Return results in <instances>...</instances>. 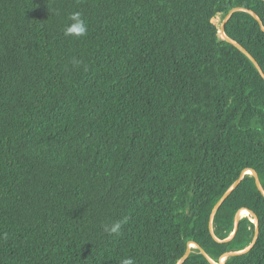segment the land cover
Masks as SVG:
<instances>
[{"label":"trees","instance_id":"obj_1","mask_svg":"<svg viewBox=\"0 0 264 264\" xmlns=\"http://www.w3.org/2000/svg\"><path fill=\"white\" fill-rule=\"evenodd\" d=\"M235 7L264 26L256 0H0V264L211 262L246 168L261 189L244 174L209 236L215 264H264V79L212 22ZM225 35L264 71L253 15Z\"/></svg>","mask_w":264,"mask_h":264},{"label":"water","instance_id":"obj_2","mask_svg":"<svg viewBox=\"0 0 264 264\" xmlns=\"http://www.w3.org/2000/svg\"><path fill=\"white\" fill-rule=\"evenodd\" d=\"M259 4H264L263 0H256ZM234 11H246L248 13H250L251 15L254 16V18L258 21V23L261 25L262 30H264V26H262V23L259 19V16L251 9L248 8H243V7H235L233 9H231L224 17H223V21H222V25L220 28V38L222 40H225L226 42L234 45L236 48H238L241 52H243L250 60L251 62L254 64V66L256 67V69L258 70V72L260 73V75L262 76V78L264 79V71L261 68V66L259 65V63L255 60V58L249 53L248 50H246L242 45L232 41L231 39H229L226 35H225V25L226 22L228 21L230 14ZM244 174H250L253 176L254 178V182L256 184V186L261 189V184H260V180L259 177L256 173V171L253 168H246L244 169L240 174H239V178L234 182V184L219 198V200L216 202L214 208L212 209V211L210 212L209 218H208V222H207V226H206V230L208 233V237L209 240L211 242V246L214 248V260L213 261H207L206 259H204V257H202L197 251H195L193 249V247L188 246L186 248V253L182 256V258H180V260L176 263V264H182L184 262V260L187 258V255L189 253H196L200 260L203 261V263L205 264H215L216 260H217V244L220 243L219 240L214 241L210 236H209V231H211V234L213 235L212 232V219H213V215L216 211V209L218 208V206L228 197H230L239 187L240 185V180L243 177ZM264 194V193H263ZM235 233H233L231 235V237L234 236Z\"/></svg>","mask_w":264,"mask_h":264},{"label":"clouds","instance_id":"obj_3","mask_svg":"<svg viewBox=\"0 0 264 264\" xmlns=\"http://www.w3.org/2000/svg\"><path fill=\"white\" fill-rule=\"evenodd\" d=\"M69 19L71 23L64 29L65 36L71 37H84L87 35L88 25L81 12L75 11L70 14ZM126 220H118L111 224H105L104 231L109 234H119L122 228L123 223ZM120 264H135L134 260L131 257L124 258L120 261Z\"/></svg>","mask_w":264,"mask_h":264},{"label":"rangeland","instance_id":"obj_4","mask_svg":"<svg viewBox=\"0 0 264 264\" xmlns=\"http://www.w3.org/2000/svg\"><path fill=\"white\" fill-rule=\"evenodd\" d=\"M222 21H223V17L220 16V15H216V16H214V17L212 18V22L215 24V26H216L218 32L220 31L219 29H220V27H221V25H222ZM219 36H220V32H219ZM246 212H247V211H245V210L242 211L241 214H240V216L245 215ZM190 247H191V246H190ZM193 248H194V247H193ZM201 254H202V253H201ZM202 255H203V254H202ZM215 262H217V260H216Z\"/></svg>","mask_w":264,"mask_h":264},{"label":"bare ground","instance_id":"obj_5","mask_svg":"<svg viewBox=\"0 0 264 264\" xmlns=\"http://www.w3.org/2000/svg\"><path fill=\"white\" fill-rule=\"evenodd\" d=\"M220 28H221V27H220ZM219 30H220V29H219ZM219 32H220V31H219ZM245 211H247V210H245ZM247 213H249V211H247L246 214H247ZM201 252L204 253V251H203L202 249H201Z\"/></svg>","mask_w":264,"mask_h":264}]
</instances>
